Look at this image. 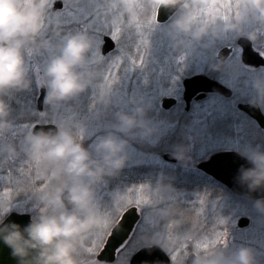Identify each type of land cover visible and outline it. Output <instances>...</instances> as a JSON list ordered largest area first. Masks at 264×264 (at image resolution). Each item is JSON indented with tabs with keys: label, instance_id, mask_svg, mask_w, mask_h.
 Here are the masks:
<instances>
[{
	"label": "clouds",
	"instance_id": "9594fccd",
	"mask_svg": "<svg viewBox=\"0 0 264 264\" xmlns=\"http://www.w3.org/2000/svg\"><path fill=\"white\" fill-rule=\"evenodd\" d=\"M55 0H0V136L12 132L11 108L6 98L32 87L28 57L48 53L41 86L46 89L45 105L53 110L78 99L89 89L98 91L100 110L97 118L106 115L117 104L114 89L101 87L105 58L96 41L87 32L64 35L59 22L49 23V11ZM109 11V26L115 31L131 28L146 6L145 0H103ZM216 4V0H147V6L156 10L173 12L168 34L176 50L183 52L185 40L201 43L206 39L220 40L236 34L252 43L260 40V32L245 33L242 25L249 19L264 25V0H239L240 15L227 21L201 16V10ZM114 10L115 14H112ZM54 31L58 42L46 38ZM224 62L214 65L222 70ZM257 93L253 106L264 110V77L253 79ZM136 105L131 114H115L114 131L101 138L95 145L98 159L86 149L72 128L59 125L55 131L30 129L22 141L26 157L34 163L46 165L42 177L47 187L37 196L43 210L31 218L27 226L5 224L11 215V201L0 199V242L11 249L18 264H85L82 258L84 242L90 237L100 238L109 230L119 228L118 219L100 210L97 204V187L106 178L115 177L127 166L129 141L122 137L151 138L157 131L147 119L149 106L130 99ZM48 113H39L41 117ZM14 145L0 147V152L16 153ZM190 148L178 145L174 157L181 163L189 160ZM251 168H241L238 181L250 192L264 189V151L248 148L239 153ZM153 192L163 196L173 192L170 184L161 178ZM264 216V199L253 204ZM162 223L169 224L175 216L171 207L156 211ZM196 233L186 230L179 243L195 240ZM148 247L158 246L170 250L164 233L146 239ZM93 264H99L94 261ZM105 264V262H104ZM192 264H259L255 250L247 247L228 252L225 247L209 254L193 253Z\"/></svg>",
	"mask_w": 264,
	"mask_h": 264
},
{
	"label": "rangeland",
	"instance_id": "374dc122",
	"mask_svg": "<svg viewBox=\"0 0 264 264\" xmlns=\"http://www.w3.org/2000/svg\"><path fill=\"white\" fill-rule=\"evenodd\" d=\"M57 1H62L64 8L53 11L52 9ZM99 2L100 0L97 4H103L102 1ZM229 2L235 3L236 0H216V5L219 8V5ZM91 3L95 7L96 0H55L49 11L48 19L50 25L53 26L59 22L61 32V28H66L65 35L70 34V28L73 26L74 28L89 27L91 25L98 26L96 45L101 52L102 41L98 40L100 33L111 32L109 35H113L114 30L108 24L110 16L104 4V7L99 9V13L107 15L103 16L101 14V17L97 19V25L95 24V18L92 19L93 13H90L89 8H87V5H91ZM219 12H226L230 18L236 16L235 8H232L231 11L219 9ZM112 14L115 13L112 12ZM150 14L151 8L146 3L145 9L138 19L142 27L138 30L136 25H133L135 26L134 32L139 35L140 40V31H142L144 33L143 38L148 41L147 45L140 44V53H143L142 57L145 61L144 66L140 67L139 61H137L134 67L132 60H130V63L124 66L125 71L123 72L121 71V64L118 69L112 68L113 77L111 80H106L110 65L115 60L105 59L106 64L103 69V79L100 86L114 89V95L118 101L110 110H106V115L97 118L96 113L100 110L98 91L89 89L78 99L55 110L44 103L43 113L48 114L41 117V120L37 123H51L57 127L58 124L71 127L83 146L92 153L93 158L98 159L99 156L95 152V145L101 138L114 131L112 125L115 123V114L119 111L131 114L136 105L131 104L129 102L130 99L142 100L144 102L142 106L147 107L150 105L147 119L157 129L156 133L147 140L138 136L135 139L122 137L129 141L127 166L119 175L106 178L97 187L98 207L101 211L109 212L116 216L118 221L128 208L137 207L134 202L141 196L149 198L153 202L151 205L138 207L142 218H140L139 224L137 223L136 231L119 252L116 262L107 264H129V260L135 252L148 247L145 244V240L152 239L160 233H164L170 242V250L165 252L170 257L172 264H184L190 252L209 254L221 247H225L228 252H233L240 247L251 248L257 253L259 264H264V216H261L253 205H245L229 194L224 195L221 197L222 200H220L217 199L216 194V198H213L208 194L194 191L192 188H190L191 190L187 189L189 188L187 186V188H179L175 187L174 184L171 185L173 192L163 196H158L153 192L162 177L165 178V183L173 181L177 175L173 176L171 180L168 172L175 167H181L171 164L162 157L154 155V153H150L153 152L160 141L163 148L168 146L166 138L170 137L167 135L169 129L164 125V122L172 119V121L184 122L202 121L203 117H207V114L201 116L204 108L208 111V115L212 114L216 120L223 123L228 121L227 116L231 113L234 106L231 102L220 104L217 100H210L203 104L204 107L202 104H198L192 114L189 115H184L183 107L173 109L171 113L163 114L160 112L162 99L168 96L180 97L183 77L209 71L213 72L215 70L214 65H218L216 58L219 49L226 46V43L234 44L238 36L236 34H228L223 39H206L201 43H194L186 39V47L181 53L176 50L174 42L168 34L171 21L167 24H156L150 30L148 27ZM242 28L245 33L257 30L260 32V40L257 44L255 43V46L258 45L259 50L264 53V25L249 19L242 25ZM121 32H124V29L119 31V35ZM46 38L51 39L53 44L59 40L52 30L46 33ZM48 55L46 52L44 54L36 53L28 57L30 75H33L37 84V98L41 88H43L41 81ZM223 66L222 70H220L219 78L222 79L221 81L225 85L234 89L238 95L241 94L242 90L245 93L251 89L247 87V83L241 78L245 71L239 67V64H235L234 59L226 62ZM257 76L264 77V69L259 70ZM240 85H242L243 89L239 88ZM250 92L256 98L255 89H251ZM233 116L237 120L234 114ZM157 117H160V119ZM14 125L15 127L11 133L0 136V147L14 145L17 149L14 154L0 152V199L11 201L13 205L12 212L28 213L33 217L43 211L37 203V196L41 192L39 189L45 185L42 177L45 175L46 165L30 161L24 154L22 147L25 135L30 129H33L36 123H14ZM256 134L257 136L254 137L256 141H252L254 144L252 146L264 151V133L261 134L257 130ZM81 136L83 139H81ZM219 137L223 142H227L228 139L233 141L232 135L226 132L225 129L221 131ZM204 153L206 152L201 149L198 151L197 157L204 156ZM189 162L194 164V161ZM189 162L180 163L184 165L185 173L182 176L185 180L188 179L189 173L187 171L194 169ZM142 180H144L143 183L141 182ZM149 180H152V182L149 183ZM141 186L145 188L143 193L138 191ZM201 199L205 201L203 206L200 204ZM218 200L220 203H218ZM129 201H132V203ZM167 207L175 210V216L171 223L164 224L156 214V211ZM242 217L250 219L251 223L248 228L241 229L239 227L238 221ZM188 229L193 230L197 238L189 243L180 244L179 241L183 233ZM110 232L111 230H109L108 234L103 235V243L97 248L95 255L87 249L93 247L94 241L99 242L100 238L93 236L84 242L82 258L85 264H93L94 261H98L96 256L105 244ZM218 233H226L219 244L208 247L207 250L203 247L199 250L195 248L197 242L211 244L217 238ZM224 241H226V244ZM173 254L177 255L175 261L172 259Z\"/></svg>",
	"mask_w": 264,
	"mask_h": 264
},
{
	"label": "flooded vegetation",
	"instance_id": "af4514ba",
	"mask_svg": "<svg viewBox=\"0 0 264 264\" xmlns=\"http://www.w3.org/2000/svg\"><path fill=\"white\" fill-rule=\"evenodd\" d=\"M99 0H96L95 7L94 5L92 6L88 4L87 8H89L90 13L92 14V19L95 18V24L97 25V19L98 17H101V14L103 16H106L104 13H99V9L104 7L103 4L100 2L103 0H100V4H97ZM147 2H145L146 5ZM97 5V7H96ZM86 7V4H85ZM94 9L92 10V8ZM64 8V3L62 2V6L60 9ZM106 8V6H105ZM114 13V10H113ZM151 16V14H150ZM171 19L169 20V22ZM167 22V23H169ZM165 23V24H167ZM158 25L159 24L157 22ZM134 27L132 26L131 28L125 27L124 32H121L119 35V39L114 38L113 35H109L110 33L104 32L105 34L100 33V38L98 40L102 41V46H101V54L105 59H120L122 61L121 63V71H125L124 66L128 65L130 63V60H136L139 61V59L142 57L143 53H140V37L139 35L134 32ZM62 33L65 35V29L66 28H61ZM71 32L72 33H78V32H87L89 33L93 39L97 42V35H98V26L91 25L89 27L81 26V27H71ZM109 39L107 43V48H105L106 41L105 39ZM241 37H238L236 42L234 44L226 43V46H223L219 49L223 50L227 48L229 50L227 58L223 61L224 64L226 62L233 60L235 64H239V67H241L244 71L245 74L241 75V78L243 79L244 82L247 83V87L251 88L252 90L254 89L253 86V79L256 77L257 73L259 70L264 69V66L260 67H254L250 65H246L243 60H242V48L238 45V40ZM97 44V43H96ZM257 44V43H256ZM255 43H252L253 48L258 51L263 57L264 53L259 50V48ZM137 48H139V51H137ZM239 55V57H238ZM131 56V58H130ZM134 56V57H133ZM218 61V64L221 63V59L216 58ZM111 61V60H110ZM223 64V65H224ZM224 67V66H223ZM222 67V68H223ZM220 70H214L213 72L209 71L207 73H202V74H197V75H191L188 77H183L181 81V95L179 98L174 97V96H168L164 97L162 99L161 103V113H171L173 109H178L183 107V112L184 115H189L192 114L193 110L196 108V106L199 104H205L206 102L210 100H217L220 104L223 103H233V108L231 110V113L228 114L227 118L228 121H222L223 123H220L218 120L215 119V117L212 114L208 115V111L205 110L204 108L202 109V114L201 116H205L207 114L206 118H202V121H191V122H184V121H168L164 122L168 129L169 132L167 135L170 137L166 138V143L168 144L167 147H162L161 141L159 142L158 145L154 148L153 152L154 155L160 156L163 158L164 154H171L174 156V151L178 145H184L188 148H190V151L188 153L189 155V161H194V164H191V167H193V170L187 171L188 174V179L185 180L183 178L184 172V165H181L177 159L175 162H170L173 165H178L177 168L175 167L174 169H171L168 174H170L169 177L175 176L173 181L167 182L168 184L179 187V188H185L186 186L189 187L187 189L192 188V190L197 191L199 193H205L213 198L215 197V194L217 196V199H221L224 195L229 194L230 196L234 197L236 200L240 201L241 203H244L245 205H253L255 200H251L242 196H238L234 194L227 186L222 183L219 179L215 178L213 175H211L209 172L204 171L199 168V165L202 163H205L209 161L214 155L219 154L221 152H226V151H234L237 153H240V151L248 148H254V145L252 141H256L254 138L257 136L256 131L258 130L259 133H264V126L260 124L254 117H252L249 113H247L243 108H241L242 105L245 106H250L252 108H257L253 106L252 101L256 98H254L250 92L251 89H249L247 92L244 93V90L241 91V94L238 95V93H235L234 89H231L229 86L225 85L219 78ZM195 76H204L207 80V86H206V91L202 93H197L195 94L192 98L188 99L185 98V93H186V83L188 80H190L192 77ZM217 83L225 88H227L230 91V94L226 95L223 92H219L215 90V85L214 83ZM204 82V86H205ZM171 87V84H170ZM240 89H243L242 85L239 86ZM245 88V87H244ZM201 95H204L201 97ZM165 98L168 99H173L175 101L174 104H172L170 107H164L163 106V100ZM204 107V106H203ZM262 115L264 116V110H261ZM237 118V120L234 119V116ZM160 119V117H157ZM225 129L226 132H228L230 135H232L233 141H230L229 139L227 142L221 141L219 135L221 131ZM185 136L187 137L185 139ZM192 138V140H191ZM165 142V141H164ZM163 142V143H164ZM203 149L206 153L202 157H197L198 156V151ZM213 167V166H212ZM179 173V174H178ZM153 180V179H152ZM152 180H149V183L152 182ZM144 180L141 182L143 183ZM154 183V181H153ZM141 185V184H140ZM191 190V189H190ZM218 203L220 201L218 200ZM138 209V207H137ZM139 210V209H138ZM139 214L142 218V214L139 210ZM240 219H247L248 220V225L246 227H242L241 229L248 228L250 226V219L247 217H242ZM239 219V221H240ZM141 219L139 220V222ZM238 221V225H239ZM139 224V223H138ZM137 224V225H138ZM137 225L135 226L130 238L133 236L134 232L136 231ZM240 227V226H239ZM129 238V239H130ZM194 252L188 253L185 263L187 264L188 262V256ZM118 258V257H117ZM97 260V256H96ZM100 264H104V262L98 261ZM116 262V261H115ZM107 264V263H105Z\"/></svg>",
	"mask_w": 264,
	"mask_h": 264
},
{
	"label": "water",
	"instance_id": "95a60500",
	"mask_svg": "<svg viewBox=\"0 0 264 264\" xmlns=\"http://www.w3.org/2000/svg\"><path fill=\"white\" fill-rule=\"evenodd\" d=\"M62 6L61 1H57L54 4L53 10L60 9ZM173 15V12L166 9L159 10L157 14V21L164 23L169 20ZM109 39L106 38L105 48ZM239 45L243 48V62L246 65L260 67L264 66V57L254 50L252 43L246 38L239 39ZM229 50L225 49L218 55L219 59L224 61L227 58ZM207 80L204 76H196L188 80L186 83L185 98H192L195 94L205 92L207 86ZM204 82L206 83L204 86ZM215 90L223 92L226 95L230 94V91L214 83ZM46 96V89L42 88L40 96L38 98V109L43 111V104ZM204 95H201V97ZM173 99H165L163 101L164 107H170L174 104ZM241 108L254 117L262 126H264V116L259 108H252L250 106L242 105ZM57 128L54 124H37L34 126L35 131H55ZM163 158L167 161L175 162L176 159L171 154H165ZM213 166V167H212ZM251 168L252 165L244 159L239 153L234 151L221 152L214 155L209 161L199 165V168L209 172L215 178L224 183L229 190L238 196H242L251 200L264 199V189L256 192H250L246 186H243L238 181L241 168ZM32 216L30 214L11 213L4 223L11 224L16 223L21 227L27 226L31 221ZM140 220V214L137 207H131L127 209L121 219L118 221L119 228L112 230L106 243L100 253L97 255V259L100 262L114 263L117 258L118 251L125 245L130 238L136 224ZM247 219H240L239 226L246 227L248 225ZM193 253L188 256L187 264H192ZM0 264H18V261L13 258L11 249L8 248L3 242H0ZM130 264H172L168 254L158 246L144 247L137 251L131 258Z\"/></svg>",
	"mask_w": 264,
	"mask_h": 264
},
{
	"label": "snow or ice",
	"instance_id": "6c2138e0",
	"mask_svg": "<svg viewBox=\"0 0 264 264\" xmlns=\"http://www.w3.org/2000/svg\"><path fill=\"white\" fill-rule=\"evenodd\" d=\"M232 8L236 9L235 15L239 16L240 15V4H239V0H236L235 3H226V4H221L219 5V8L216 4H213L212 6L206 7L204 9L201 10V16L203 17H207L210 20L211 19H215L217 17H219L220 19H223L225 21H227L228 19H230L229 15L225 12V13H221L219 12V9H228L229 11H231ZM145 9V7H144ZM143 9V10H144ZM133 23L136 25L137 29L139 30L142 26L140 24V21L138 19L134 20ZM157 24V12L155 9L151 8V17L148 20V27L150 30H152ZM119 29L115 30L113 35L114 38L119 39ZM140 36H141V40H140V44L142 45H147L148 41L146 39L143 38L144 33L142 31H140ZM137 51H139V48H137ZM132 65L135 67L137 64L136 60H132ZM122 63V61L120 59L115 60L112 65H110V70L107 72L106 75V80H111V78L113 77V72L111 71L112 68H119V65ZM144 59L143 57L140 58L139 60V66L143 67L144 66ZM81 139H83V137L81 136ZM39 164V163H38ZM47 187V185L45 184L42 188L39 189V191H43L45 188ZM138 191L140 193H143L145 191V188L143 186H141ZM130 203H132V201H129ZM135 205L137 207H141L142 205H151L153 202L149 199L146 198L144 196H141L140 198H138L135 202ZM205 203L204 199L200 200V204L201 206H203ZM226 235V233H218L217 234V238L211 242V244H201L200 242H197L195 244V248L196 249H201L202 247L207 250L208 247L211 246H215L217 244H219L221 242V240H223V237ZM103 243V241H99V242H95L94 241V245L93 247H89L87 250L89 252H91L93 255L96 254V250L97 248H99V246ZM224 243L226 244V241H224ZM186 247V246H185ZM172 259L175 261L177 259V255L173 254Z\"/></svg>",
	"mask_w": 264,
	"mask_h": 264
},
{
	"label": "trees",
	"instance_id": "16d2710c",
	"mask_svg": "<svg viewBox=\"0 0 264 264\" xmlns=\"http://www.w3.org/2000/svg\"><path fill=\"white\" fill-rule=\"evenodd\" d=\"M32 87L6 98L11 108V120L15 124H33L41 120L37 107V84L33 75Z\"/></svg>",
	"mask_w": 264,
	"mask_h": 264
}]
</instances>
